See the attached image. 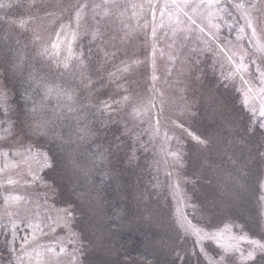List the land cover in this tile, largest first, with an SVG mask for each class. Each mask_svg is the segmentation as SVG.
<instances>
[{"label":"rangeland","instance_id":"374dc122","mask_svg":"<svg viewBox=\"0 0 264 264\" xmlns=\"http://www.w3.org/2000/svg\"><path fill=\"white\" fill-rule=\"evenodd\" d=\"M262 112L264 0H0V264H264Z\"/></svg>","mask_w":264,"mask_h":264},{"label":"snow or ice","instance_id":"6c2138e0","mask_svg":"<svg viewBox=\"0 0 264 264\" xmlns=\"http://www.w3.org/2000/svg\"><path fill=\"white\" fill-rule=\"evenodd\" d=\"M238 7H240V6L238 5ZM249 26H251V25H249ZM253 31H254V30H253ZM65 66L67 67V65H65ZM261 115L264 116V112H262ZM262 126H264V125H262ZM254 243H255V242H254ZM261 247H264V245H261Z\"/></svg>","mask_w":264,"mask_h":264}]
</instances>
